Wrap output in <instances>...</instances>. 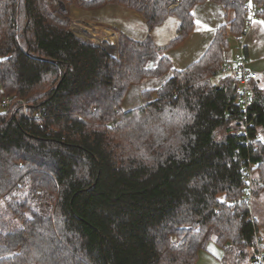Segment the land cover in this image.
Returning a JSON list of instances; mask_svg holds the SVG:
<instances>
[{"label": "trees", "instance_id": "trees-1", "mask_svg": "<svg viewBox=\"0 0 264 264\" xmlns=\"http://www.w3.org/2000/svg\"><path fill=\"white\" fill-rule=\"evenodd\" d=\"M55 1L0 0V264H198L209 241L262 262L253 210L264 193V74L249 79L246 112L236 79L211 81L246 33L248 0H68L123 6L149 31L178 19L161 47L118 32V57L76 35ZM205 2L225 21L176 69L164 53L194 31ZM168 73L153 99L121 110L131 85Z\"/></svg>", "mask_w": 264, "mask_h": 264}, {"label": "rangeland", "instance_id": "rangeland-1", "mask_svg": "<svg viewBox=\"0 0 264 264\" xmlns=\"http://www.w3.org/2000/svg\"><path fill=\"white\" fill-rule=\"evenodd\" d=\"M56 6L62 10H67L70 14L71 18V29L86 41H92L95 43L100 44L102 48H104L111 56L118 57V32H123L135 39L142 40L146 36H150L154 43L161 47L166 45L172 38L175 37V30L178 25V19L174 16H169L166 20L158 27H155L151 31L148 30L146 23L144 22L145 19L142 17L141 14L130 10L131 12H127V8L120 6V5H112L111 7L104 6L100 9L91 10L85 12L87 10H83L77 8L73 4L69 3L68 0L64 1H55ZM129 11V9H128ZM136 13V14H134ZM138 15V16H136ZM137 17H141L137 18ZM256 23L261 25V34L264 36V22L261 19H256ZM195 24L197 28V17L195 16ZM207 31L210 29L205 27ZM110 33L113 34L115 38V45L114 47L111 46L107 41L106 38L110 36ZM232 48L236 51V45L234 46L233 39H231ZM179 45V44H178ZM177 45V46H178ZM259 46V44H258ZM176 47V46H175ZM264 47V46H263ZM171 48L165 51V55L168 56L169 51L173 50ZM264 49V48H263ZM240 57V52L238 51V57L235 58V61ZM173 67L178 69L179 66L173 64ZM169 76V73L160 77V78H150V79H143L140 82L131 85L125 96L123 101H125L126 97H132L136 91L137 87L140 83L141 86H146L147 89L141 91L139 97L142 102H148L155 97L154 90L157 89L163 80ZM216 79L219 77L212 78V82L215 83ZM146 83H148L146 85ZM131 88V89H130ZM148 93L147 97H143V93ZM134 97V96H133ZM121 104L122 111H128L126 106V101ZM127 103L132 104L133 101L130 100ZM132 108L134 106H131ZM264 137V131H263ZM264 141V138H263ZM264 200V197L261 198ZM254 217L258 223V234H264V210L254 207ZM1 212V209H0ZM2 213V212H1ZM4 215V214H2ZM261 232V234H260ZM264 238V237H263ZM198 264H256V262H252L250 260L243 259L241 257H236L231 255L229 252H225L219 245L214 243L213 241H209L206 246L199 250L198 257H197Z\"/></svg>", "mask_w": 264, "mask_h": 264}, {"label": "crops", "instance_id": "crops-1", "mask_svg": "<svg viewBox=\"0 0 264 264\" xmlns=\"http://www.w3.org/2000/svg\"><path fill=\"white\" fill-rule=\"evenodd\" d=\"M111 6L112 5H107V7H111ZM125 10H127V12H131L130 9L129 11L128 9H125ZM85 12H88V11H85ZM193 15H194V18L195 16L197 17V21H198L197 28L195 24L194 31L184 41H182L178 46L174 47L173 50L169 51L168 56H167L171 60L172 64L179 66L178 69L185 68L192 62L198 60L203 55V53L206 51L207 47L213 40L216 28L219 27L221 24H223L225 21L224 8L218 4H214L211 2H205L203 4L196 6L193 10ZM137 18H140V20H143L141 19V17H137ZM227 18L232 19L233 13L231 12L228 13ZM205 27L209 28L210 30L207 31ZM261 30H262L261 25L256 23L254 20L252 23H250L247 29V32L245 34V37H244L245 63L247 64V66H249L252 69V71H254L257 74V77H260L261 75L264 74V49H263L264 48L263 47L264 46V36L261 34ZM110 37L114 38L113 34L110 35L109 38ZM110 40L111 42L115 41V39H110ZM233 44L234 46L236 45L235 47L236 51L232 48L227 62L229 61L234 62L235 58L238 56L237 42L235 41V43ZM237 61L238 59L235 62ZM147 84L148 83H146V85ZM137 88L138 89L136 93L133 95L134 97L133 96L126 97L125 99L126 104H127L126 107L130 110L146 104V102L143 103L139 97L141 91L147 89L146 86L143 87L139 83ZM130 100H132L133 103L129 105V103L127 102ZM131 106H134V107L132 108ZM263 197H264V193H261L260 197L257 196L258 204L255 207L264 210V200L261 199ZM259 236L263 240V243H264V238H263L264 234H261ZM262 264H264V260L262 261Z\"/></svg>", "mask_w": 264, "mask_h": 264}, {"label": "built area", "instance_id": "built-area-1", "mask_svg": "<svg viewBox=\"0 0 264 264\" xmlns=\"http://www.w3.org/2000/svg\"><path fill=\"white\" fill-rule=\"evenodd\" d=\"M178 2L179 0H176V3L172 4L170 8L173 9ZM243 9L245 10L248 16V27L250 23L258 19L259 13L262 12V7L257 5L254 0H248L247 2H245L243 4ZM247 29H246V32H247ZM245 34L237 42L238 51L240 52V57L238 58V61L237 62H230V61L225 62L219 69L216 70L215 74L213 75V77H219V78L231 77L233 79H236L237 84L235 86V91L238 95L241 108L243 109L244 112H246L247 107L250 103V99H251V88L249 85V79L257 78V74L254 71H252V69L249 66H247V64L245 63V51H244ZM7 104H8V100L3 99L2 101H0V108L1 106L7 105ZM21 105H22L23 110L25 111L26 105L23 101L21 102ZM254 166L255 164H248L247 166L244 167L243 180L248 184L247 192L244 196V199L249 205H251L254 199L253 193H252L253 175H252V170H251V168ZM259 264H262V262L260 261Z\"/></svg>", "mask_w": 264, "mask_h": 264}, {"label": "water", "instance_id": "water-1", "mask_svg": "<svg viewBox=\"0 0 264 264\" xmlns=\"http://www.w3.org/2000/svg\"><path fill=\"white\" fill-rule=\"evenodd\" d=\"M99 46H100V44H99Z\"/></svg>", "mask_w": 264, "mask_h": 264}]
</instances>
